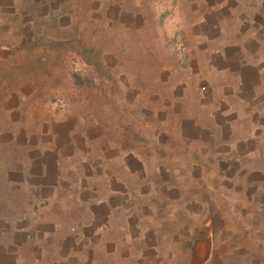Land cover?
Returning <instances> with one entry per match:
<instances>
[{
  "label": "rangeland",
  "instance_id": "obj_1",
  "mask_svg": "<svg viewBox=\"0 0 264 264\" xmlns=\"http://www.w3.org/2000/svg\"><path fill=\"white\" fill-rule=\"evenodd\" d=\"M263 6L264 0H0V159L12 167H23L28 156L33 165L44 159L46 179L60 175L64 201L73 187L106 203L159 206V216L175 218L169 229L191 223L192 238L203 240V217L208 230L222 223L226 230L263 231L264 214L255 211L246 178L258 162H245L249 153L236 141L251 121L264 125V117L223 112L249 109L251 93L263 92L236 65L240 56L264 61V23L240 14L262 15ZM247 25L260 31L258 47L243 40ZM34 37L76 42L92 51L91 63L109 69L85 65L73 52L27 48ZM12 125L22 132L11 135ZM112 190L116 195L108 196ZM181 209L202 218L182 222Z\"/></svg>",
  "mask_w": 264,
  "mask_h": 264
},
{
  "label": "crops",
  "instance_id": "obj_2",
  "mask_svg": "<svg viewBox=\"0 0 264 264\" xmlns=\"http://www.w3.org/2000/svg\"><path fill=\"white\" fill-rule=\"evenodd\" d=\"M261 11L264 12V6ZM254 12L250 16V13H240L241 19L250 17L254 22L264 23V13ZM242 33L246 43L253 38L254 42L258 41V47L261 41L255 38L256 28L247 25ZM39 45L47 48L40 43L34 46L30 43L27 48ZM251 62L240 56L236 65L249 75L247 82L255 81L263 92H250L255 102L249 109L230 108L223 112L264 117V61ZM254 66L261 68V72L248 69ZM15 111L11 108L10 113ZM9 129H12L11 135L22 132L14 125ZM247 131L236 143L249 153L245 162H258L249 168L246 177L253 186L248 194L258 197L264 195V125L251 121ZM59 151L55 148L50 153L55 157ZM230 157L234 162L243 161L239 156ZM32 158L28 156L22 162L23 167L30 163L25 168L19 166L21 162L12 167L6 159H0V264H264V230L250 227L245 231L243 226L226 230L220 223L219 228L206 229L210 237L203 232L202 240L192 238L196 230L191 228V223H178L176 232L169 229L174 216L166 218L168 212L159 216L156 205L146 211L122 201L106 203L88 197L87 189L73 187L67 191L69 196L64 201L62 196L66 191L58 185L60 175L46 179L43 172L46 162L40 159L33 165ZM91 190L94 194V189ZM111 195H116V191L108 193ZM257 197L255 211L264 214V199ZM181 211L182 222L202 218L191 209ZM248 216L250 223L254 215ZM159 217L164 219L161 226L157 223ZM194 220L198 222L197 218ZM204 220L205 217L201 221V231L206 223L210 224Z\"/></svg>",
  "mask_w": 264,
  "mask_h": 264
},
{
  "label": "trees",
  "instance_id": "obj_3",
  "mask_svg": "<svg viewBox=\"0 0 264 264\" xmlns=\"http://www.w3.org/2000/svg\"><path fill=\"white\" fill-rule=\"evenodd\" d=\"M40 43L41 45H46L47 49L50 51H55V52H73V54L85 65H91L94 64V62L91 63V50L90 49H80L77 46V43L75 42L74 45H70L69 41H64V40H48L46 43L40 38L34 37L33 40H31V46H34L35 44ZM94 65H99L103 69H109L108 66H106L104 63H95ZM74 81L77 82L79 81V78L77 76H74Z\"/></svg>",
  "mask_w": 264,
  "mask_h": 264
},
{
  "label": "water",
  "instance_id": "obj_4",
  "mask_svg": "<svg viewBox=\"0 0 264 264\" xmlns=\"http://www.w3.org/2000/svg\"><path fill=\"white\" fill-rule=\"evenodd\" d=\"M207 226H208V223H206L204 225V232H205V236L208 238V237H210V232L206 230L207 229Z\"/></svg>",
  "mask_w": 264,
  "mask_h": 264
}]
</instances>
